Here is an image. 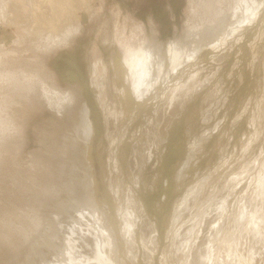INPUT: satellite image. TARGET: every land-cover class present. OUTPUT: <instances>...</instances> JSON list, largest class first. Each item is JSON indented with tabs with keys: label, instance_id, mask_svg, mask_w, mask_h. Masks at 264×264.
<instances>
[{
	"label": "rangeland",
	"instance_id": "374dc122",
	"mask_svg": "<svg viewBox=\"0 0 264 264\" xmlns=\"http://www.w3.org/2000/svg\"><path fill=\"white\" fill-rule=\"evenodd\" d=\"M6 1L0 264H28L57 216L54 247L35 264L255 263L264 240V0L77 1L66 24L51 19L43 0H27L30 14L34 2L47 10L39 18L56 24L58 38L47 35L48 25L39 32L11 22ZM239 5H250L245 21L234 17ZM206 31L219 35L155 95L128 106L142 88L116 71L115 60L127 70L142 54L150 79L155 46L166 57L168 45ZM163 107L171 111L165 124ZM82 112L87 129L75 156ZM72 160L84 162L71 170L78 196L54 213ZM64 219L73 227L66 233L58 225Z\"/></svg>",
	"mask_w": 264,
	"mask_h": 264
},
{
	"label": "bare ground",
	"instance_id": "6f19581e",
	"mask_svg": "<svg viewBox=\"0 0 264 264\" xmlns=\"http://www.w3.org/2000/svg\"><path fill=\"white\" fill-rule=\"evenodd\" d=\"M34 1V0H33ZM80 2L81 4H85L86 3V0H43L45 6H46V9H47V6L50 10V13H51V19H55L56 21L55 22H63V23H67L70 19L69 17V14H71V10H74L73 7L75 6V3L76 2ZM249 3H251V1H248ZM246 2V3H248ZM16 6L18 7V9L20 10L21 14H18V15H15L14 12H13V9L11 8V6ZM245 4V3H244ZM239 5L238 6V10H237V13L234 14V17L236 19H240L239 21L241 20H244L247 18L243 15V12L244 11H247L248 8H250V5H245V6H241ZM252 6V5H251ZM6 8H7V12H8V15H9V20L11 22H13L14 24L20 26V28H23V29H27V26H29L32 30L34 28L35 31H39V32H42L44 31V28H42V26H46L48 25L49 27H51L50 29V32L47 34L50 38H58V36L54 33L56 32L55 30V25L54 23L51 24V20H48V22H44L43 19H40L39 18V14L40 16H45L46 15V12L47 10L45 9L40 11V5L39 4H36L34 2V10L32 11V14H30V10L28 9V3H27V0H8L6 1ZM42 8V7H41ZM245 9V10H244ZM250 10V9H249ZM248 12V11H247ZM235 19V20H236ZM41 20V21H40ZM234 20V21H235ZM233 21V22H234ZM44 22V23H43ZM237 22V21H235ZM34 24V25H31ZM236 24V23H235ZM31 25V26H30ZM221 30V29H220ZM219 30V31H220ZM45 32V31H44ZM214 33H211L209 31H206V32H203L200 34V36L198 37H195L193 36L190 40H188L185 44H171V45H168L167 47V53H166V57L164 55V52H161L160 48H156L155 46V51L151 52V57L153 59V63H152V67H151V71H150V75H149V78H147L146 76V65L145 63L143 62L144 61V58L142 59V54H139V56L137 55L136 58H138L137 60L133 61L132 62V67L131 68H128L130 70H124V64L123 62L121 61V59L119 60H115L114 62V67L116 68V71L118 70V72H121L122 70V76L124 78H128V79H131L133 78V80L136 82V87H141L142 89H140L138 92H134L133 93V97L136 98L134 101H136L135 103H133V101H131V104L128 103V106L131 105L132 109L134 107V105H138V102H141V101H144V99H146L148 96H153L156 94V88L158 87L159 83L160 82H163V80L165 81V79L167 77H171L170 76V72L171 71H174L176 70L179 66H181L182 62L184 61L185 58H191L194 56V53L196 52V50L202 45V43H204V41H209L213 38H215L217 35H219L218 32H215L213 31ZM47 36V37H48ZM188 55H190L188 57ZM187 59V60H188ZM186 60V61H187ZM166 64L168 65L169 68H166L165 69V66ZM131 65V64H130ZM127 66H129V64H127ZM122 68V69H121ZM173 68V70H172ZM126 69V68H125ZM166 70V77L164 76L163 79H161V74L164 73L163 70ZM173 72H171L172 74ZM121 74V73H120ZM174 74V73H173ZM172 74V75H173ZM172 78V77H171ZM170 78V79H171ZM168 81V80H167ZM153 82V83H151ZM144 83H149V87L150 89L147 91V90H144L143 88V84ZM163 84V83H162ZM175 90V89H174ZM123 93H120V97L122 99V97H124L126 94H125V91H122ZM132 96V95H131ZM130 96V97H131ZM174 96H175V93L174 91L170 92V94L167 95V105L169 102H171L173 99H174ZM120 99V100H121ZM165 106V105H164ZM131 107H128L127 109L130 110ZM84 111V110H83ZM127 112V111H126ZM170 113L171 111L168 110L167 107H163L162 110H160V113H159V118L162 119V123L165 124L166 121H168L167 119H169L170 117ZM82 114H84L82 112ZM82 118L80 120L81 124L79 126V129H77V138H74L73 141L75 143L72 144V148H73V153L75 156H79V152L82 154L83 152L82 149H81V142L79 141V136L82 135L83 136V133L86 131L87 129V123L85 122L86 119L84 118L85 114L82 115ZM164 126V125H163ZM78 158V157H77ZM83 161L81 162H78V161H74L72 160L70 162V166H68L69 168V171L66 172V180H67V190L65 191V193L63 194L62 192V195L60 196L59 200L57 203H55V206L53 207V211L54 213H59V210H61L62 208H65L66 204L70 201V200H73V199H76L75 196H78V193L79 192V188L76 186L75 184V175L77 172H73L71 173V170L73 168H79L81 167L82 165H84L82 163ZM81 165V166H80ZM77 177V175H76ZM57 201V200H56ZM56 208H58V212L56 210ZM78 210V209H77ZM83 213V212H82ZM245 214L243 213V216ZM261 217V216H259ZM258 217V218H259ZM243 219V217H241ZM58 216H57V219H53V223L50 221V224L48 225L49 227V231H48V234L43 236L42 237V240L40 243H38L36 245V248H33L32 250H29L28 254H27V258H26V262L28 264H31L34 262V264L36 263V257L38 258L37 255H45L47 252H49V248L48 245H51L50 244V241L52 240V236L51 234L55 233V228L57 226L56 222L58 221ZM73 219V217H72ZM68 219H64L62 221H65V222H62L59 220V223L58 225L60 224L61 227H62V232L64 231V233H66V230H64L65 228H70L72 230V225L71 223H69L67 221ZM261 220V219H260ZM222 221V220H221ZM259 221V220H258ZM263 221V219H262ZM49 222V221H48ZM252 222V221H251ZM88 223V222H87ZM261 224L263 222H260ZM95 224V223H94ZM255 224H256V221H255ZM259 224V222L257 223ZM260 224V225H261ZM240 225V224H239ZM254 225V223H253ZM259 225V227H260ZM264 225V224H263ZM256 225H254L253 227L255 228ZM258 227V228H259ZM261 228V227H260ZM263 228V227H262ZM261 228V229H262ZM94 229V228H93ZM217 229V228H216ZM69 230V229H68ZM256 232L258 229H255ZM74 231V230H73ZM69 232V231H67ZM75 232V231H74ZM213 235H210L211 237L208 239V240H211V241H214L216 239V234L213 233V231H211ZM242 232V231H241ZM255 232V233H256ZM259 232V233H258ZM257 233L260 234V231H258ZM50 233V235H49ZM70 233V232H69ZM262 235V234H261ZM47 236L49 237V239H47ZM215 236V237H214ZM258 236V235H257ZM60 237V236H59ZM259 237V236H258ZM67 238V237H66ZM260 238V237H259ZM258 238V239H259ZM61 239V238H60ZM64 239V238H63ZM219 239V238H217ZM225 240H227L225 238ZM210 241V242H211ZM224 241V240H223ZM238 241V240H237ZM53 242V241H52ZM56 242V241H55ZM226 242V241H225ZM231 243V242H230ZM234 243V242H233ZM259 243V258L256 260L253 256H250L249 259L250 261L252 260H256L255 263L253 264H264V240H258ZM54 244V243H52ZM59 244V243H58ZM223 244H225L223 242ZM236 244V243H235ZM57 245V244H56ZM52 247H54L53 245H51ZM227 246V245H226ZM230 246V245H229ZM228 246V247H229ZM51 247V248H52ZM94 248V247H93ZM70 250V249H69ZM230 251V254L233 253V251L231 252ZM228 251V252H229ZM235 251V250H234ZM51 252V251H50ZM45 253V254H44ZM52 253H53V250H52ZM49 254V253H48ZM47 254V255H48ZM212 254V253H211ZM229 254V253H228ZM229 254V255H230ZM236 254H237V251H236ZM240 254V253H239ZM42 255V256H43ZM52 255V254H50ZM232 255V254H231ZM230 255V256H231ZM235 255V254H234ZM233 255V256H234ZM41 256V257H42ZM230 256L228 258H230ZM233 256L231 258H233ZM49 257V256H48ZM55 257V256H54ZM202 257V256H201ZM239 257V256H238ZM237 257V259H238ZM235 258V257H234ZM39 259V258H38ZM50 259V258H49ZM53 259V258H52ZM197 259V258H196ZM224 259V258H223ZM252 259V260H251ZM40 260V259H39ZM226 259H224V262ZM231 260V259H230ZM235 260V259H234ZM196 261V260H195ZM191 262V264L193 263H197V262ZM198 261V260H197ZM25 262V263H26ZM38 262V261H37ZM231 262V261H230ZM228 262V264L230 263ZM235 263V262H233ZM198 264V263H197ZM227 264V263H225ZM232 264V263H230Z\"/></svg>",
	"mask_w": 264,
	"mask_h": 264
}]
</instances>
